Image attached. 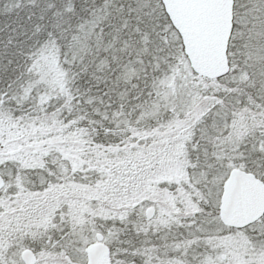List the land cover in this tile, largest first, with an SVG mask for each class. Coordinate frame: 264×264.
<instances>
[{
    "label": "snow or ice",
    "instance_id": "6c2138e0",
    "mask_svg": "<svg viewBox=\"0 0 264 264\" xmlns=\"http://www.w3.org/2000/svg\"><path fill=\"white\" fill-rule=\"evenodd\" d=\"M0 264H264V0H0Z\"/></svg>",
    "mask_w": 264,
    "mask_h": 264
}]
</instances>
